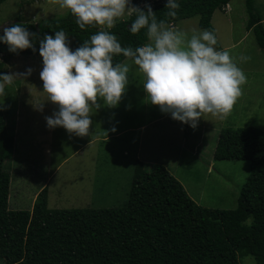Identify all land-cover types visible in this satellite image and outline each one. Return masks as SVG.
I'll use <instances>...</instances> for the list:
<instances>
[{
    "label": "rangeland",
    "instance_id": "1",
    "mask_svg": "<svg viewBox=\"0 0 264 264\" xmlns=\"http://www.w3.org/2000/svg\"><path fill=\"white\" fill-rule=\"evenodd\" d=\"M155 1L130 0V4L142 7ZM253 6L264 26V0H253ZM67 10L51 0H6L0 4V31L17 19L37 23L64 15ZM247 18L244 0H230L227 11L217 9L212 14L211 24L221 50L229 51L247 83L225 119L206 114L195 129L150 103L143 90L145 77L135 65L117 106L109 107L98 100L101 107L93 110L88 135L68 133L63 127L50 129L45 117L59 109L43 92L39 76L42 57L13 55L6 64L7 73H24L28 68L33 71L26 79L6 85L7 95L0 97V108L6 113V126L14 140L12 158L4 163L10 174L9 209L29 210L42 188L47 190L46 207L50 210L123 208L138 165L136 159L148 169L163 166L204 208H235L249 174V162L215 160L212 155L223 128L252 125L264 130V51L253 32L246 30ZM171 27L189 34L193 29L203 30L198 27L197 16ZM241 56L250 59L241 61ZM202 131L205 134L200 135ZM199 143H204L203 154L195 156L193 146ZM246 257L249 255L240 264H253Z\"/></svg>",
    "mask_w": 264,
    "mask_h": 264
},
{
    "label": "trees",
    "instance_id": "2",
    "mask_svg": "<svg viewBox=\"0 0 264 264\" xmlns=\"http://www.w3.org/2000/svg\"><path fill=\"white\" fill-rule=\"evenodd\" d=\"M6 0H0L2 4ZM138 1V0H135ZM229 0H178L175 18L167 17V0L150 4L158 20L173 25L198 17V27L215 34L211 17ZM246 30L264 51L262 17L253 0H244ZM145 5L139 7L144 9ZM136 14L128 15L109 31L122 46L133 48L147 42L146 29L130 32ZM30 33L34 49L12 53L0 42V74L15 54L39 55L45 35L64 30L75 51L99 26L80 29L76 18L64 15L37 23L17 19ZM5 28V27H4ZM3 30L0 31V36ZM216 36V34H215ZM217 50H221L219 43ZM115 56L114 63L122 62ZM0 108V264H240L252 256L264 264V130L257 126L223 128L215 142V160H246L249 174L233 209H208L198 205L182 184L163 166L145 168L138 162L126 205L106 209H53L46 207V189L36 196L31 209H9L10 174L4 169L11 159L13 137ZM205 133V132H204ZM208 135V134H207ZM10 201V200H9Z\"/></svg>",
    "mask_w": 264,
    "mask_h": 264
},
{
    "label": "clouds",
    "instance_id": "3",
    "mask_svg": "<svg viewBox=\"0 0 264 264\" xmlns=\"http://www.w3.org/2000/svg\"><path fill=\"white\" fill-rule=\"evenodd\" d=\"M51 3L68 9L80 29L96 25L100 30L75 51L69 47L64 30L56 31L54 37L45 35L40 41L43 67L39 76L43 92L59 109L45 117L50 129L63 127L68 133L88 135L93 110L101 107L98 100L109 107L118 105L129 84L132 65L138 66L145 77L143 90L150 103L193 129L206 114L225 119L242 95L247 77L229 51L217 50V38L210 30L193 29L189 34L170 27L165 20H158L149 4L141 9L132 6L130 0H51ZM165 7L167 17L175 18L180 4L178 0H167ZM134 13L136 19L129 30L137 34L146 29L148 42L135 48L122 46L109 30L126 14ZM34 35L20 24H13L3 28L0 42L7 44L12 53L35 50L30 40ZM115 56L124 60L114 63ZM239 59L247 61L250 57ZM32 71L28 68L24 73L0 74V97L7 95L6 85L26 79ZM246 259L254 264L253 257Z\"/></svg>",
    "mask_w": 264,
    "mask_h": 264
},
{
    "label": "crops",
    "instance_id": "4",
    "mask_svg": "<svg viewBox=\"0 0 264 264\" xmlns=\"http://www.w3.org/2000/svg\"><path fill=\"white\" fill-rule=\"evenodd\" d=\"M229 2H230V0H229ZM229 2H228V7H227V9H229ZM227 9H226L225 11H227ZM169 26H170V27H171V26H174V24H173V25H169ZM140 127H142V126H140ZM191 128H192V127H191ZM126 129H129V128H126ZM133 129L137 130L138 127H134ZM200 129H203V128L201 127ZM122 131H124V128L121 130V132H122ZM118 133H120V132H118ZM118 133H117V134H118ZM117 134H110V136H112V135H117ZM202 134H205V133L202 131V132L200 133V135H202ZM106 137H109V135L106 136ZM93 139H95V137H93ZM215 142H216V140H215ZM86 143H88V142H85V144H86ZM203 144H204V143H202V144H201V143H199V144H195V145L193 146V148H194L193 151H194V152L192 151V154L195 155V156H198V155L201 156V154H203V149H202ZM214 147H215V146H214ZM213 153H214V152H213ZM212 156H213V155H212ZM212 156H211V157H212ZM11 158H12V157H11ZM136 162H140V160H139V159H136ZM42 189H43V188H42ZM42 189H41V190H42ZM45 189H46V188H45ZM41 190H40V191H41ZM40 191H39V192H40ZM39 192H36L35 196L33 197L31 207H32L33 202H34V200H35V198H36V196H37V194H38ZM46 193H47V190H46ZM46 198H47V197H46ZM30 209H31V208H30Z\"/></svg>",
    "mask_w": 264,
    "mask_h": 264
},
{
    "label": "built area",
    "instance_id": "5",
    "mask_svg": "<svg viewBox=\"0 0 264 264\" xmlns=\"http://www.w3.org/2000/svg\"><path fill=\"white\" fill-rule=\"evenodd\" d=\"M227 7H228V4H226L222 9H223V10H226Z\"/></svg>",
    "mask_w": 264,
    "mask_h": 264
}]
</instances>
